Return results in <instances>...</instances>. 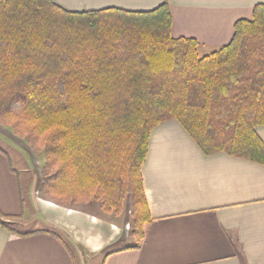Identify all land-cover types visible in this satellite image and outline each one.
Listing matches in <instances>:
<instances>
[{
	"label": "trees",
	"instance_id": "obj_1",
	"mask_svg": "<svg viewBox=\"0 0 264 264\" xmlns=\"http://www.w3.org/2000/svg\"><path fill=\"white\" fill-rule=\"evenodd\" d=\"M172 22L168 4L71 12L0 0V124L43 154L57 205L120 214L130 198L139 244L151 222L142 168L162 124L178 122L207 155L264 165V4L205 55Z\"/></svg>",
	"mask_w": 264,
	"mask_h": 264
},
{
	"label": "crops",
	"instance_id": "obj_2",
	"mask_svg": "<svg viewBox=\"0 0 264 264\" xmlns=\"http://www.w3.org/2000/svg\"><path fill=\"white\" fill-rule=\"evenodd\" d=\"M52 1L71 12L107 8L148 12L168 4L172 36L196 39L201 53L229 44L235 24L251 20L255 7L264 4V0ZM257 133L264 142V126ZM14 163L0 146V212L10 222L23 217L31 205L45 227L19 233L0 225V264H77L72 245L89 253L95 264H264V165L227 153L207 155L176 121L151 134L142 168L151 222L140 244L132 242L127 220L109 221V215L103 213V218L86 207L91 204L67 208L37 196L43 189L41 172L29 197Z\"/></svg>",
	"mask_w": 264,
	"mask_h": 264
},
{
	"label": "rangeland",
	"instance_id": "obj_3",
	"mask_svg": "<svg viewBox=\"0 0 264 264\" xmlns=\"http://www.w3.org/2000/svg\"><path fill=\"white\" fill-rule=\"evenodd\" d=\"M107 17L117 18L112 15H107ZM209 53L211 52L202 51L201 54L205 55ZM0 133L2 134V135L0 134V146L4 148V150L10 155L11 159L15 162L14 163L15 166L21 173L23 190L25 194L29 196L28 193L31 192V189L33 187V181L36 178V176L38 175L39 177L41 172L43 177V173H42V167L44 164L43 154L34 151L28 144H26V142L23 139L15 136L13 133L10 132L9 129L5 128L1 124H0ZM37 196L48 198L45 194L44 189L38 192ZM130 201H131L130 198H128L125 210L120 214L106 213L101 208L99 202H90L85 204H91L86 207H89L93 209L95 212H98L103 218L106 216L103 213L109 215V217L107 216L109 221H115L120 224L124 220L125 221L127 220V224L125 225V228L127 232H129V234H132L133 224L131 217ZM85 204L82 203V204H78L77 206L79 205L81 206ZM7 224L11 229L13 228L14 231L19 233H28L37 228L45 227V224L42 223V219L38 215L37 210H35V208L31 205H28L27 210L23 217L14 221L11 220L10 222H7ZM133 241L137 242V237L132 236V242ZM71 247L75 252L77 264H95L94 259L85 250L79 249V247L75 245H72Z\"/></svg>",
	"mask_w": 264,
	"mask_h": 264
}]
</instances>
